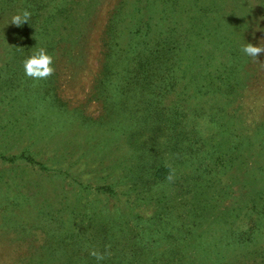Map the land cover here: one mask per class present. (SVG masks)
<instances>
[{"label":"rangeland","instance_id":"obj_1","mask_svg":"<svg viewBox=\"0 0 264 264\" xmlns=\"http://www.w3.org/2000/svg\"><path fill=\"white\" fill-rule=\"evenodd\" d=\"M246 43L264 45V0H0V264H264V53ZM106 45L110 81L151 53L153 83L96 98ZM39 47L55 71L35 80Z\"/></svg>","mask_w":264,"mask_h":264},{"label":"trees","instance_id":"obj_2","mask_svg":"<svg viewBox=\"0 0 264 264\" xmlns=\"http://www.w3.org/2000/svg\"><path fill=\"white\" fill-rule=\"evenodd\" d=\"M30 10L33 11L34 9L30 8ZM108 31H110V29H108ZM106 46H107L106 51L104 52V59L105 60L103 61V64H102V75L97 81L98 87L93 90V94H95L96 98H101L104 88L106 86H108L112 80L116 79V78H113L110 81L109 75H111V74H109V70H108L111 66V60H108V58H109L110 54L112 52H114V47L111 45H106ZM152 65H153V60H152V54L151 53L146 55V57L144 59L139 57L137 59V61H135L133 69L130 72H128V74H127L128 76L127 77L125 76L126 80H124L123 83L120 82V80H118V77L116 74L117 79L114 82V83H116L114 86L119 90L118 92L124 93V94L128 93L125 90L128 87L133 88L135 86H138L141 89H143V88L146 89L150 82L153 83V81H151V80L148 81V80H146V78H144L146 75H148L149 69L152 67ZM154 83L157 84V82H154ZM141 92L144 94V91H141ZM147 109H151L152 114L158 115L157 114V112H158L157 107L149 106V108H147ZM132 115H133V112H132ZM132 115L129 116L128 118L131 119V121L133 122V126H131L129 128V130H128L129 136H126V140L129 141V140L133 139V141H134L133 145L139 146L138 148L141 149L142 142L139 141V136H140L141 132L139 131L138 125H140L142 123V121L144 119L148 118L149 116L141 117L138 114L134 113V116H133L134 120H133ZM153 118L155 120L159 121V118L157 116H153ZM152 125L157 129L156 124L152 123ZM143 163H147V162L146 161L140 162V164H143ZM168 170H170V168H169V166L166 165V166L157 167V168L155 167V169L152 170V172L148 171V173L150 174L151 179H162L167 174Z\"/></svg>","mask_w":264,"mask_h":264},{"label":"clouds","instance_id":"obj_3","mask_svg":"<svg viewBox=\"0 0 264 264\" xmlns=\"http://www.w3.org/2000/svg\"><path fill=\"white\" fill-rule=\"evenodd\" d=\"M31 17V12L27 9L19 11L12 15L10 19V23L14 26L20 27L25 23L29 22ZM8 22V23H9ZM241 51L253 58L254 61L258 60L257 57L264 53V45H253L252 43H246L242 46ZM23 70L27 77H30L35 80L47 79L51 75H53L55 69L53 65V57L48 54L47 50L44 47H39L35 49L31 55L26 57L23 61ZM167 180L172 181L174 179V175L172 172L166 177ZM109 246H106V248ZM91 256H93L97 261L104 260L111 253L105 251L101 253L95 249L89 252Z\"/></svg>","mask_w":264,"mask_h":264}]
</instances>
